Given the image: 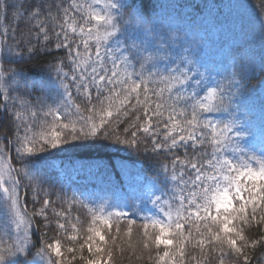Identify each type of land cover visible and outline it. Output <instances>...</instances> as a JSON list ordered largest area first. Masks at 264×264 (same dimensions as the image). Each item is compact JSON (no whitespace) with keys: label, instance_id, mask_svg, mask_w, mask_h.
<instances>
[{"label":"snow or ice","instance_id":"6c2138e0","mask_svg":"<svg viewBox=\"0 0 264 264\" xmlns=\"http://www.w3.org/2000/svg\"><path fill=\"white\" fill-rule=\"evenodd\" d=\"M180 8L0 0V264H264V0Z\"/></svg>","mask_w":264,"mask_h":264},{"label":"trees","instance_id":"16d2710c","mask_svg":"<svg viewBox=\"0 0 264 264\" xmlns=\"http://www.w3.org/2000/svg\"><path fill=\"white\" fill-rule=\"evenodd\" d=\"M230 2V0H157V3L161 5V15L166 16L169 13L172 12H179V11H190L188 8L181 9V5L185 4H200L203 5L207 3L211 6H217L220 8H224L225 12L227 9L225 6ZM256 3H259V0H256ZM222 19V17H221ZM212 40L214 41L213 47L209 50V55L214 56L216 60L220 59V46L223 44L225 47H228L232 44L233 39L231 35L227 32V30H223L220 33H217L212 36ZM43 59H47V57H44ZM37 63V61H33V64ZM253 84L256 83V81H252ZM6 132L4 129H0V136L5 135ZM79 158L82 160L85 164H91V165H102L107 166L110 164H116L117 166L121 164V162L125 161H132V160H138L139 158L130 155L129 151L121 149L120 151L116 150L115 146L108 145L103 148H91V149H81L79 153H77ZM70 177V178H69ZM69 177L62 178V184L64 185V188L68 194L69 197H71L74 193L76 195H79L81 192L83 193L84 198H96V197H102L106 194L112 195L114 194L116 197H122L125 195V193L116 191L114 193L107 192V190H102L99 187L93 188L90 185H87L86 181L78 180L74 177V174L69 172ZM29 208H31V201L29 200ZM77 212L80 216L81 222H84L88 218L87 210L84 208H77ZM76 213H74L75 215ZM44 229L41 227L40 231L37 233V235H42ZM54 236V232L49 231L48 237L52 238ZM135 237L133 238V240ZM64 245H68V241H63ZM75 264H79V261H76ZM123 264H128V261L125 260Z\"/></svg>","mask_w":264,"mask_h":264},{"label":"rangeland","instance_id":"374dc122","mask_svg":"<svg viewBox=\"0 0 264 264\" xmlns=\"http://www.w3.org/2000/svg\"><path fill=\"white\" fill-rule=\"evenodd\" d=\"M75 177V176H74ZM0 226H2V225H0Z\"/></svg>","mask_w":264,"mask_h":264}]
</instances>
